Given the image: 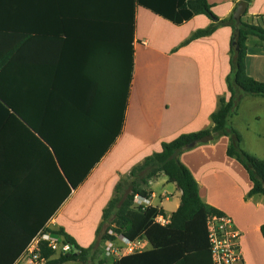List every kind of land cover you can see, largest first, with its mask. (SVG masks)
<instances>
[{
	"label": "crops",
	"instance_id": "0c3cea01",
	"mask_svg": "<svg viewBox=\"0 0 264 264\" xmlns=\"http://www.w3.org/2000/svg\"><path fill=\"white\" fill-rule=\"evenodd\" d=\"M207 2L221 20L232 17L240 3ZM246 4L241 21L264 28V0ZM210 24L198 15L176 25L134 0H0V29L5 31L0 45L21 47L22 60L20 82L14 76L6 81L11 86L8 101L17 111L8 110L0 128V261L28 264L22 248L40 223L42 229H63L86 249L87 234L101 221L116 184L127 181L133 167L160 151L162 143L211 129L219 99L229 98L233 31L222 26L187 42ZM246 44V73L264 82V42L251 36ZM122 47L132 48V79L120 132L110 145ZM13 65L8 69L18 70ZM231 120L245 150L264 160V98L243 97ZM227 145L228 139L220 137L177 157L197 182L202 201L231 219L244 263L264 264V198L247 195L248 175L227 157ZM55 152L75 173L93 165L64 200ZM158 181L168 183L159 174L142 193L170 218L162 202L172 196H158L151 188ZM179 204L180 197L175 210ZM49 209L57 210L46 221ZM80 209H88L86 217L78 216ZM120 257L103 249L100 259L114 264ZM72 263L82 264H65Z\"/></svg>",
	"mask_w": 264,
	"mask_h": 264
},
{
	"label": "trees",
	"instance_id": "16d2710c",
	"mask_svg": "<svg viewBox=\"0 0 264 264\" xmlns=\"http://www.w3.org/2000/svg\"><path fill=\"white\" fill-rule=\"evenodd\" d=\"M248 1L239 0V2L245 3ZM134 3L176 25H181L198 15L206 16L211 24L204 29L195 31L187 42L207 37L218 27H230L233 31L230 45V74L226 77L229 98L219 99L217 110L210 116L212 127L209 131L182 134L170 142L162 143L160 151L147 156L139 165L133 167L127 181L122 180L116 184L115 195L103 209L101 223L96 233L102 243L105 240L116 241L114 237L107 234L108 230H112L116 235H121L130 241L145 239L149 243L146 250L121 256L114 264H212L206 218L209 215L221 216L222 213L202 201L197 182L177 156L195 139L206 135H212L213 139L226 137L228 139L227 157L235 160L245 170L251 183V189L247 195L249 197L261 195L264 198V160L249 154L243 148L241 134L229 124V120L236 114L239 102L243 97L264 98V82H259L247 75L245 69L247 39L254 36L264 42V28L241 21L235 31L236 24L233 18L218 19L213 14L212 7L207 0H134ZM3 29H0L1 34L5 32ZM122 49L125 50V55L122 56L121 53L119 56V92H116L115 96V112L111 110L109 118L110 145L113 144L120 132L125 102L132 79V48L122 47ZM21 62V47L0 45V128L5 125L7 111L10 109L17 111L15 105L8 101L7 91L11 90V86L6 81L8 82L9 78L14 76L15 81L20 82L22 77ZM12 63L13 66H17L18 70L10 71L8 69ZM11 72L14 75H11ZM16 88L14 85L12 90ZM39 136L45 137L44 135ZM55 153L62 170L64 186L62 198L64 200L70 189H76L83 182L93 165L75 173L72 171L73 168L70 169L66 166L58 152ZM162 173L167 177L168 183L174 184L181 192L180 204L171 214L169 223L165 226H160L153 221L157 215H164L162 210L153 207L144 211L132 208L133 196L142 193L149 182ZM122 192L125 194L123 195ZM55 210L57 209H49L46 213V221L54 214ZM38 231H46L53 236L61 237L64 242L69 243L77 251L54 257L56 253L47 247V243L40 242V255L48 259V264H65L67 262L89 264L88 261L100 247L98 245L96 251H93L92 248H81L63 229H42V223H40ZM36 233H33L30 241ZM260 233L264 238V224L260 228ZM27 247L26 245L22 249L26 250ZM0 264L4 263L0 261ZM99 264L105 263L99 261Z\"/></svg>",
	"mask_w": 264,
	"mask_h": 264
},
{
	"label": "built area",
	"instance_id": "2783aa9c",
	"mask_svg": "<svg viewBox=\"0 0 264 264\" xmlns=\"http://www.w3.org/2000/svg\"><path fill=\"white\" fill-rule=\"evenodd\" d=\"M149 207H152V197L150 195L137 193L133 196L132 208L144 211ZM169 220L170 218L165 217V215H157L153 221L160 226H165L169 223ZM46 229H51V227L47 226ZM206 230L212 264H245L239 251L240 234L233 226L230 218L225 215H209L206 218ZM107 234L120 243V246H117L116 241L105 240L103 249L107 254L119 257L139 253L147 249L148 242L145 239L130 241L121 235H116L112 230H108ZM40 242H46L47 247L57 255H64L72 251L77 252L61 237L43 231L31 240L25 250L23 258L28 264H48V259L40 255Z\"/></svg>",
	"mask_w": 264,
	"mask_h": 264
},
{
	"label": "rangeland",
	"instance_id": "374dc122",
	"mask_svg": "<svg viewBox=\"0 0 264 264\" xmlns=\"http://www.w3.org/2000/svg\"><path fill=\"white\" fill-rule=\"evenodd\" d=\"M232 117H231V119H232ZM231 119L229 120V124L230 125H232V120ZM204 144L205 143H200V144H197V145L200 146V145H204ZM243 148L245 149L244 144H243ZM120 181H122V179ZM151 188H152V190L154 192H156V194L158 196H160V194H162V193L163 194L165 193L164 195H168V196L171 195L172 196L169 199V201H163L162 202V207H163V209H164L165 212H168L169 214L173 213L174 210H175V204L177 203V201H178V199L180 197L179 192H178V190H176V188L174 187V185L173 184H169V183H165V182L164 183H161V181H158ZM122 193H123V195L125 194V192H122ZM157 201H159V200H157ZM80 210H82V212L78 216L84 215L83 217H86V215H87V212L86 211L88 209H80ZM100 223H101V221H99L97 223V225H96V227H95V229H94L93 232H91L90 234H87L86 241L87 240H90V244L88 245V247H86V249L92 248L93 251H96L97 248H98V245L101 246V247L103 246V243L100 242V240L98 239L97 233H96L97 229L100 226ZM119 244H120L119 242L116 243L117 246H119ZM101 254H103V248H100L99 247V250L92 255V259H90L88 261V263L89 264H99V261H102V262L105 263V261H103V260L100 259ZM72 264H75V263H72ZM76 264H78V263H76Z\"/></svg>",
	"mask_w": 264,
	"mask_h": 264
},
{
	"label": "water",
	"instance_id": "95a60500",
	"mask_svg": "<svg viewBox=\"0 0 264 264\" xmlns=\"http://www.w3.org/2000/svg\"><path fill=\"white\" fill-rule=\"evenodd\" d=\"M246 9H247V4L245 2H240L237 5V8H236V10L234 11V13L232 15V18H233V20H234V22L236 24L235 31L237 30V27H238V25L241 22V17L245 14ZM233 44H234V42H233ZM212 140H213V136L212 135H206V136H203L201 138L195 139L190 144H188L186 146V148L190 149V148L195 147L197 144L208 143V142H210Z\"/></svg>",
	"mask_w": 264,
	"mask_h": 264
}]
</instances>
